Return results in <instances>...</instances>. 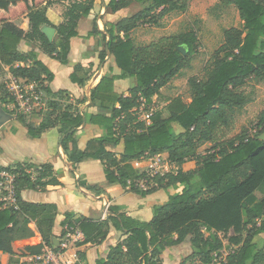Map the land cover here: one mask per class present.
Wrapping results in <instances>:
<instances>
[{"label":"trees","instance_id":"obj_1","mask_svg":"<svg viewBox=\"0 0 264 264\" xmlns=\"http://www.w3.org/2000/svg\"><path fill=\"white\" fill-rule=\"evenodd\" d=\"M61 1H69L62 15L51 10L55 2ZM134 1L141 8L112 23L109 39L105 37L122 73L105 74L92 89L90 100L99 102L102 112L82 115L73 103L63 107L66 93H51L44 85L45 80L54 78L53 71L39 58L37 50L22 52L20 44L23 40L38 41L46 53L67 63L71 38L78 36V21L91 13L95 0H0V75L10 73L36 82L48 97L45 111L32 116L17 114L8 108L15 104V97L1 82L0 113L16 114L34 137L59 127L69 161L75 165L88 158L100 159L107 180L131 191L147 195L160 188L183 186L166 202L153 207L149 221L135 219L115 205L109 206L111 215L103 220L86 217L76 221L72 213H67L63 227L76 224L85 234L78 245L103 242L112 226L124 231L125 238L110 246L108 254L95 264H163L165 250L188 236L193 252L181 264L213 263L226 247L232 251L221 264H264V244L255 240L264 235V140L259 138L264 134V111L251 127L230 136L238 116L256 99L257 84L264 82V0H219L222 6H236L242 25L225 28L224 41L214 51L204 76L188 79L190 101L181 95L172 98L166 105L167 116L155 113L150 123L137 118L134 108L139 99L145 97L152 102L162 88L190 68L199 42L192 28L148 43L137 42L133 37L137 28L143 24L162 27L167 15L187 11L190 0H110L107 5L117 12ZM45 25L57 31L52 41L42 30ZM98 33L96 23L90 35ZM180 46L185 47V53ZM106 56L104 49L101 60ZM82 70L77 65L71 73L72 80L79 84L88 80V74L80 75ZM128 77L137 80L130 94L116 92L115 80ZM87 99L85 96L76 103ZM85 123L97 124L106 133L90 139L81 150L79 128ZM122 143L124 149L118 156L117 148ZM206 144L210 147L200 153ZM163 152L168 153L175 168L157 176L158 188L142 191L128 184V180L142 174L131 161ZM193 160H197L196 168L185 170L184 164ZM0 171L15 176L13 185L18 197V208L0 200V255L35 256L45 245L54 247L57 206L26 202L19 197L23 187L46 190L62 185L52 164L18 163L0 167ZM194 177L200 181L199 187L194 185ZM80 184L102 192V188L87 181L80 180ZM32 221L42 237L39 242L34 241ZM230 232L226 245L221 233ZM0 264H5L2 257Z\"/></svg>","mask_w":264,"mask_h":264},{"label":"crops","instance_id":"obj_2","mask_svg":"<svg viewBox=\"0 0 264 264\" xmlns=\"http://www.w3.org/2000/svg\"><path fill=\"white\" fill-rule=\"evenodd\" d=\"M109 1L95 0L91 13L80 18L76 28L78 36L71 38V49L67 63H63L46 53L38 41L23 40L20 44L22 52H28L33 49L39 52V58L54 73V78L51 81L45 80L44 85L51 89V93H66L68 99L62 101L63 107L65 108L66 104L73 103L82 115L84 113L102 112L99 102L93 103L90 100L92 89L97 86L105 74L120 75L122 73V70L117 65L116 58L110 53L105 44V37L107 40L109 39L108 29L112 27V23L117 22L128 14L125 13V8L113 12L107 5ZM68 5L69 1L55 2L51 6V10L62 15ZM96 23L99 33L90 35ZM29 28V23H27L26 29L28 30ZM56 36L57 31L53 39ZM104 49L107 50V56L102 61L100 53ZM77 65L83 67L80 72L81 76L88 74V80L84 84H79L71 78V73ZM5 76L8 80L12 77V74L7 73ZM1 77L3 76L0 75V83L2 82ZM136 85L137 80L135 77L118 78L114 82L115 91L124 93V95H129L130 89ZM166 90L167 87L165 86L157 96L159 97ZM85 96L88 98L86 102L76 103V100ZM171 99L167 101V104ZM258 100L256 99L254 108L260 106L261 101L264 103V99ZM8 108L11 109L9 105ZM5 113L8 115V120L0 124V167H9L27 162L37 166L50 163L53 166L54 173L62 182V185L49 186L46 190L23 187L19 191V197L23 201L55 204L57 206V218L53 228L55 244H58L63 235L65 226L63 227L62 221L67 213H72V220L76 221L86 217L94 220H103L111 215L109 206L115 205L121 206L127 215L135 219L149 221L153 217V207L156 204L166 202L170 195L181 191L183 188V186L164 187L150 194L142 195L129 190L121 183H111L106 178L105 165L100 159L88 158L75 165L69 161L61 145L59 127L50 128L40 136L34 137L30 134L28 126L21 123L16 114ZM35 123L39 125V122L36 121ZM79 129L78 147L81 150L86 148L90 139L106 133L105 129L93 123H85ZM123 149L122 143L117 148L118 156ZM161 155L164 158L169 157L167 152H163ZM151 157L133 160L131 164L138 172H145L150 167ZM196 166L197 160H193L184 164L183 168L191 170L196 168ZM3 180V177L0 176V183ZM80 180L102 188V192L98 193L96 190L82 186ZM0 186L3 187L4 185L0 184ZM1 187L0 200H6L8 192L5 187H3L5 190L3 192ZM30 226L36 235L34 241L39 242L42 237L37 230L35 221H32ZM124 238V231L112 226L108 237L103 242L79 245L74 251H77L81 264H95L100 257L108 254L110 246ZM192 252L191 236H188L181 244L165 250L162 254L163 264H181ZM0 257L3 258L5 264H32L33 256H18L16 254L12 256L8 253H3ZM10 259L11 262H9Z\"/></svg>","mask_w":264,"mask_h":264},{"label":"rangeland","instance_id":"obj_3","mask_svg":"<svg viewBox=\"0 0 264 264\" xmlns=\"http://www.w3.org/2000/svg\"><path fill=\"white\" fill-rule=\"evenodd\" d=\"M141 8L140 3L134 1L129 7L125 8V13H133ZM163 26L156 27L150 24H143L133 32V37L137 42L148 43L161 37L168 36L188 29H195L198 35V52L193 60L192 66L183 70V73L173 79L172 83L162 95L156 97L157 112L167 116L166 104L169 99L176 95H181L186 101H190L188 79L192 76L202 78L205 68L210 62L214 51H216L224 41V29L232 26H241L242 20L235 5L222 6L219 0H190L189 8L185 12L174 11L163 19ZM2 82L7 83L6 76L1 77ZM256 99H264V82L257 84ZM256 99L246 105L243 112L238 116L235 127L230 136L236 135L243 127H251L257 119L258 114L264 110V103L253 107ZM9 107L13 109L10 104ZM245 111V114H244ZM179 129V128H178ZM210 144L203 145L199 152L208 149ZM196 164V163H195ZM196 187L200 186L197 177L193 178ZM1 187V186H0ZM4 187V186H3ZM2 188V191L5 190ZM232 232L221 233L226 245H229V237ZM34 236H36L34 234ZM260 245L264 244V235L255 237Z\"/></svg>","mask_w":264,"mask_h":264},{"label":"built area","instance_id":"obj_4","mask_svg":"<svg viewBox=\"0 0 264 264\" xmlns=\"http://www.w3.org/2000/svg\"><path fill=\"white\" fill-rule=\"evenodd\" d=\"M6 88L15 97V104L11 105L17 114L32 116L45 111L48 107L47 94L44 88L36 82H28L23 78L12 76L8 79ZM157 108L155 97L152 102H149L145 97H141L134 111L139 120L150 123L152 117L158 111ZM174 168L169 157L164 158L161 153L155 154L151 157L149 169L142 172L138 177L128 180V184L142 191L156 189L159 187L156 180L157 176H164ZM0 176L4 179L0 184L4 185L8 192L6 201L18 208L17 192L13 185L15 176L6 171H0ZM64 231L58 244L54 247L45 245L41 254L32 257V264H74L80 261L78 253L74 249L76 250L78 244L84 241V232L76 224L66 225ZM231 251L230 248H224L221 250V254L217 255V260L209 264H221L222 261H226V257Z\"/></svg>","mask_w":264,"mask_h":264},{"label":"water","instance_id":"obj_5","mask_svg":"<svg viewBox=\"0 0 264 264\" xmlns=\"http://www.w3.org/2000/svg\"><path fill=\"white\" fill-rule=\"evenodd\" d=\"M42 30H43V32L46 33V35L48 36L49 40L52 41L53 38H54V35H55V33H56V29L53 28V27H51V26H47V25H45L44 27H42ZM108 50H109V49H108ZM179 50L182 51L183 53L186 52V49H185V47H183V46H180V47H179ZM7 120H8V115H7L5 112H1V113H0V124L4 123V122L7 121ZM259 138L262 139V140H264V134H261V135L259 136ZM58 242H59V241H58Z\"/></svg>","mask_w":264,"mask_h":264}]
</instances>
